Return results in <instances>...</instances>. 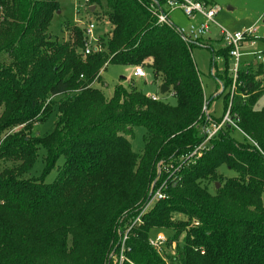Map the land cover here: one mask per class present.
<instances>
[{"label":"trees","instance_id":"trees-1","mask_svg":"<svg viewBox=\"0 0 264 264\" xmlns=\"http://www.w3.org/2000/svg\"><path fill=\"white\" fill-rule=\"evenodd\" d=\"M150 5L89 0L86 13L109 28L99 36L101 50L85 57L84 26L64 24L70 41L50 34L61 11L57 0H0V264H106L117 227L133 218L125 231L146 203L158 164L177 165L204 140L203 110L212 102L195 48L175 26L158 24ZM220 51L226 112L231 58ZM108 65H143L177 105L153 101L134 83L106 98L93 85ZM263 95L264 70H242L231 117L257 146L237 139L230 126L218 134L202 159L181 171L168 199L131 231L125 264H264V110H256ZM54 112V131L32 136ZM134 127L146 132L142 155L128 139ZM40 148L45 175L26 179ZM61 159L54 182L46 183ZM223 167L236 176L226 177ZM165 232L171 252L162 257L149 239Z\"/></svg>","mask_w":264,"mask_h":264},{"label":"rangeland","instance_id":"rangeland-1","mask_svg":"<svg viewBox=\"0 0 264 264\" xmlns=\"http://www.w3.org/2000/svg\"><path fill=\"white\" fill-rule=\"evenodd\" d=\"M57 1L60 5L61 11L54 18L49 31L51 36H53L58 41L65 42L71 40V32L70 31L68 32L67 29L65 28L63 29L65 23H70L71 25L75 24L83 27L85 24H88L87 22H89V20L91 19L92 22L96 24V28H97L96 31L98 36L103 37V35H105V33L107 32L109 25L107 24L106 20L99 17L100 15L98 14H94L92 16L86 13L85 4L83 0H57ZM205 1L213 5L214 7L218 8L219 13L216 17V23L225 30H228L231 33H244L245 31L251 28H256L257 31L255 37L258 40L257 46L253 48L249 44L244 45L242 49V54L245 57L243 58L244 60H252L253 55L256 52L259 51L264 52V0H205ZM170 18H171V22L174 24L175 27H178L179 29H187L189 25V21L187 20V18L185 17L182 11H178V10L173 11L170 15ZM209 38L215 40L219 39L220 38L219 31L212 30L211 36ZM222 45L223 42L220 41V46ZM209 46H210L209 49H197V50L193 49L192 51L194 62L197 66L198 71L201 73L203 86L207 94L208 92H210V90L213 87H215L216 85L215 80H217V82L219 81L222 82V77H221L222 71L221 72L218 71L216 60L221 57L220 54L222 52L220 50L225 49L223 45L221 49L216 51L215 49L217 48L215 46V43L214 46L212 47L211 45ZM233 64H234L233 60H230L229 62L230 67H233ZM218 67L219 70L223 69L225 67V63L220 62ZM134 69L135 68H133V71ZM132 73H133L132 69L129 67L108 65L101 73L100 83L95 81L93 88L101 90L106 98H111L114 94L115 89L119 85L128 87L130 86L131 83H134L136 89L142 92L143 94L151 97L153 95H159L162 102L168 104L169 106L175 107L177 105V100L174 98L172 94L170 93H167L165 95L161 94L160 92L161 82L155 80V77L151 71L149 70L147 71L148 79L146 81L145 80L137 81L136 79L135 82L130 79L129 83L126 84L125 79L130 78ZM203 73L207 75L211 73L212 76L207 77ZM219 88L220 87H218V89ZM220 94L221 95L218 98H222L223 100V103L220 102L219 104L221 107L223 106V108L220 109H224L225 97L229 96V94L228 91L227 90L225 91L224 89L223 92H221ZM230 95H231V91H230ZM217 100L218 99L216 98L213 100V102ZM256 110L259 111L264 110V95L259 100L256 106ZM2 112H3V108H0V116L2 115ZM223 112L224 111L222 110L221 114H223ZM56 119H57V114L54 112L43 123L38 124L34 127L32 136H45L51 134L54 131ZM145 135L146 132L142 127H134L132 129V133L128 136L132 151L137 155H142L143 152L145 151ZM236 138L239 139L240 141L243 140L241 134L239 133L237 134ZM45 158H46V150L40 148L38 151L37 162L34 168L32 169V171L30 172V174L26 176V179H40L44 177L46 170ZM63 165H64V160L61 159L58 162L55 170L45 176L46 183L54 182L59 169L62 168ZM220 171L228 178H233L236 176V174L233 171L227 169L226 167H223ZM151 186L152 185H150L148 196L150 193ZM263 201H264V195H263ZM137 211L138 209L136 210V212ZM125 217H122L119 220V222H123L126 219ZM132 219L133 218L128 219V221L124 223L121 229H120L121 225L117 227L118 240H116V243H112L110 253H108L107 255L106 264H118L116 262V257L121 252L120 245H121L122 237L124 235L123 230L128 226L129 222H131ZM163 234H165L167 238L168 236H170L168 235V232H165ZM156 235H153L152 237H155ZM71 240L72 238L69 237V241H68L69 247H71L72 245ZM128 252L129 251L126 252V255ZM167 252L170 253L171 249L167 248L166 246L164 249V253L161 256L164 257V255L167 254ZM127 262L130 263L128 258H127ZM67 264H74V262L72 260H69ZM131 264L134 263L131 262Z\"/></svg>","mask_w":264,"mask_h":264},{"label":"built area","instance_id":"built-area-1","mask_svg":"<svg viewBox=\"0 0 264 264\" xmlns=\"http://www.w3.org/2000/svg\"><path fill=\"white\" fill-rule=\"evenodd\" d=\"M84 4L89 0H83ZM151 2L150 9L156 16L158 24L160 25H172L170 15L173 11H182L189 21L187 29H179L176 27L177 32L181 40L188 46H192L195 49H209V44L205 39L211 34L213 29L219 31L221 41L224 48L229 51V56L233 60L234 64L231 67L232 74V86L230 102L232 103L233 97L236 95L237 87L239 86V73L242 70L250 68L251 65L259 66L264 70V52L259 51L253 55L252 60H244L242 49L245 44H249L253 48L257 46V38L255 37L256 28H251L244 33H231L228 30L220 27L216 23V17L219 13L217 7H214L205 0H149ZM202 21H199V20ZM81 23V22H80ZM88 24H85V36L87 38L86 46L84 50V56L87 57L93 53V51H100L99 36L97 35L96 24L90 19ZM220 60L218 58L216 62ZM133 78L139 80H147L148 75L145 67L139 66L134 69ZM153 101H161L159 96H148ZM223 114L219 120L214 119L211 116L208 105L204 108V114L206 116V122L202 125L201 135L203 141L197 145L193 150L186 153L179 160V163H164L161 162L157 166V176L152 183L150 193L146 203L141 208L139 215L124 231V235L121 240V252L116 257L118 264H125L127 262L126 252L127 242L130 237L131 231L142 224V218L148 212L152 210L155 204L168 199V190L171 185H176L181 180V171L191 165L195 164L198 160L202 159L204 154L210 149L211 141L218 136L227 126L232 127L238 133H240L249 143L257 146L250 137L245 135L243 131L238 127L237 123L231 117V106ZM168 238L165 234L159 233L155 237L149 239L151 247L160 255L164 253V249L167 246Z\"/></svg>","mask_w":264,"mask_h":264},{"label":"crops","instance_id":"crops-1","mask_svg":"<svg viewBox=\"0 0 264 264\" xmlns=\"http://www.w3.org/2000/svg\"><path fill=\"white\" fill-rule=\"evenodd\" d=\"M199 21H202L201 19L199 20ZM213 30H215V29H213ZM217 31V30H216ZM210 36H211V34H210ZM210 36H208L206 39H205V41L209 44V45H211V47L212 46H214V43H215V46H216V48L217 49H215L214 47V49L216 50V51H218L219 49H221V47H223V45L222 46H220V41H221V36H220V33H219V39H217V40H215V39H211V38H209ZM217 45H219V46H217ZM197 50V49H196ZM220 62H223L222 61V59H220V60H218L217 62H216V65H217V68H218V71L219 72H221L223 69H221V70H219V64H220ZM132 69V72H134L133 71V68H131ZM212 73V72H211ZM211 73H209L208 75L207 74H205V73H203L204 75H206L207 77L208 76H212V74ZM213 78V77H212ZM130 79L131 80H133V81H135L136 82V78H133V73H132V75L130 76V78H128V79H125V82H126V84H128L129 83V81H130ZM214 79V78H213ZM139 79H137V81H138ZM216 81V85H215V87H213L211 90H210V92H208V94L205 92V94H206V97L208 98V99H210L209 100V102H212V105L210 106V113H211V115L213 116V118L214 119H216V120H219V119H221L222 118V116H223V114L225 113V107H224V109H220V108H223V106L221 107L219 104H220V102H222L223 103V100H222V98H218L221 94V92H223V84H222V82L221 81H219V82H217V80H215ZM160 82V81H159ZM203 82V81H202ZM164 84L161 82V86H160V92H161V87L163 86ZM218 87H220L219 89H218ZM148 96V95H147ZM157 96H159V95H157ZM159 98H160V96H159ZM218 99L217 101H215V102H213V100L214 99ZM161 99V98H160ZM222 110L224 111L223 112V114H221L222 113Z\"/></svg>","mask_w":264,"mask_h":264},{"label":"water","instance_id":"water-1","mask_svg":"<svg viewBox=\"0 0 264 264\" xmlns=\"http://www.w3.org/2000/svg\"><path fill=\"white\" fill-rule=\"evenodd\" d=\"M169 91H170L169 88L166 87L165 85H163L161 87V94L165 95V94L169 93ZM217 187H219V185Z\"/></svg>","mask_w":264,"mask_h":264}]
</instances>
